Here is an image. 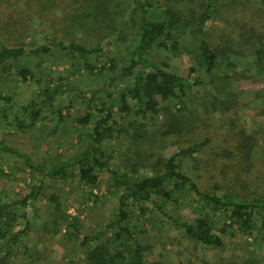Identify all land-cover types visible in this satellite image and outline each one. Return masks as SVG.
I'll return each instance as SVG.
<instances>
[{"label": "trees", "instance_id": "1", "mask_svg": "<svg viewBox=\"0 0 264 264\" xmlns=\"http://www.w3.org/2000/svg\"><path fill=\"white\" fill-rule=\"evenodd\" d=\"M117 1L61 0L54 8L66 13L55 15L56 20L51 23L52 35L62 34L59 41L44 37L42 45L28 48L0 39V74L13 69L18 82L30 80L37 90L27 105L16 107L19 110H14L11 99L0 92V103H5V108L0 109V129L12 126L15 133L26 134L33 143L30 153L18 152L5 145L6 135L2 133L0 150L22 160L24 168L35 176L29 192L21 199H0V264H145L151 250V244L140 238L145 222L158 228L173 226L182 231L188 243L216 252L226 247V233L235 235L233 227L264 245V188L255 193L253 189L258 185L247 186V181L258 180L255 172H264V134L247 130L245 121H241L256 102L264 104V89L248 99L245 92L231 86L245 76V72L233 71L242 61L248 63L249 56L253 57L249 64L256 69L251 78L264 80L262 38L255 35L253 26L243 22L238 42L232 39V32L225 33L226 72L215 87L211 79L205 82L193 77L202 69L206 76L214 78L221 56V51L212 49L204 31L207 20L216 12L215 0H199L204 10L198 17L186 18H181L173 5L185 3L192 7L196 0H168L162 21L145 17L152 15L149 12L154 0ZM258 1L264 8V0ZM234 4L225 2V6ZM3 11L8 20L13 18V13H7L11 11L8 6ZM58 20L65 21L60 24ZM100 27L102 30L97 31ZM80 31L96 37L98 34L99 39L93 46L77 42ZM186 33L194 41L201 40L186 44ZM128 34L133 35L135 44L121 65L114 57L102 54L103 41L115 38L125 44ZM65 35L68 44L61 40ZM179 45H188L193 53L185 77L170 68L169 56L165 55L164 60L154 57L158 51H177ZM48 60L56 65L65 63L67 68L57 76L55 71L43 68ZM228 70L232 73L228 74ZM81 79L89 84L87 90L76 83ZM93 83L97 85L94 88L90 87ZM198 85H203L202 93L194 91ZM210 88L215 95L210 94ZM221 94L224 96L220 99ZM66 95L69 100L63 106L59 100ZM200 95L201 102L196 104ZM77 100L84 112L68 126V110ZM215 113L225 114V129L217 137L213 158L206 160L203 153L211 146L212 138L194 137L199 127L209 130L207 122ZM149 114L151 118L147 117ZM158 115L163 116L159 125L152 119ZM184 134L192 137L186 143L182 140L185 148L169 157L155 152L156 148L165 149L166 138L174 137L178 142ZM43 143L48 147L46 152L52 143L66 147L68 157L57 160L48 155L36 161V153H44ZM119 149L123 150L122 158L115 165ZM185 159L192 163H184ZM191 169L195 175L189 174ZM103 172L108 175L109 192L116 195L114 210L103 226L82 235L80 213L69 218L61 208L64 202L60 191L53 190L58 181H71L69 192L62 193H79L96 207L101 197L92 190L100 186ZM207 176L217 183L212 187L203 184ZM222 183L225 184L221 186ZM229 184L238 189H225L230 188ZM248 190L253 191L248 194ZM42 198L46 199L44 210L36 206ZM190 204L192 218L181 214ZM30 210L38 224L31 222ZM18 220H22L21 227L16 229ZM34 230L42 243L43 239H57L64 252L68 251V257L62 255L60 260L51 261L41 251L33 250L30 244L35 243L31 239ZM262 258L249 252L240 264H261ZM220 263L225 264V260Z\"/></svg>", "mask_w": 264, "mask_h": 264}, {"label": "rangeland", "instance_id": "2", "mask_svg": "<svg viewBox=\"0 0 264 264\" xmlns=\"http://www.w3.org/2000/svg\"><path fill=\"white\" fill-rule=\"evenodd\" d=\"M80 1V0H78ZM116 3L119 2L115 0ZM234 1V5L225 6V2L229 3ZM61 0H0V39L6 44L10 45H22L28 48H34L36 46L42 45L44 43V37L56 38L55 40L59 41L61 35H58L54 32L52 35V25L51 23L56 20V16L65 14L58 7L54 8V5L60 3ZM89 1H87L86 8ZM199 0H196L192 7L191 5L180 3L174 4L173 7L177 11L178 15L181 18H186L189 16H197L204 10V7L201 6ZM206 3V1H204ZM215 10L216 12L212 14L211 18L207 20L204 27V31L207 35V39L211 42L212 49H217L221 51V56L218 57L217 62L218 66L215 70L214 78L206 76L202 69H199L197 73L193 74L194 78H201L202 81L208 82L212 80V85L218 87L220 85V80L218 78L225 75V37L226 34L232 32L231 37L235 42H238V34L240 31L239 26L243 23H246L248 27L253 26L254 33L257 37L262 38L264 43V8L259 4L258 0H215ZM3 4H7L4 5ZM79 7L77 13H80L81 10L85 7ZM169 4L168 0H154L150 8L151 14H146L145 17L154 18L157 21H162L165 19L164 10L165 7ZM3 6V7H2ZM5 6L9 7L10 12L13 13V18L8 20L3 11ZM13 6V8H12ZM2 7V9H1ZM62 12V13H61ZM32 15V17L30 15ZM29 15V17H26ZM40 15V16H39ZM25 20H22L25 18ZM67 19V17H65ZM238 19L237 21H234ZM70 20V17L68 18ZM62 24L65 20H58ZM249 22V23H248ZM89 26H92L91 24ZM246 28V27H245ZM52 30V31H51ZM102 30V27L98 28L97 31ZM226 33V34H225ZM94 35V34H93ZM98 34L94 36L89 35L85 31H80L77 34V42H86L89 45L96 44ZM186 44L192 45L196 41L199 43L200 38H196L194 41L188 33L183 37ZM61 40L65 44H68V36H62ZM135 44V38L132 34H128L125 44H122L115 40V38L107 39L103 41L100 45L102 46V54H107L110 57H114L117 64H122L123 61L128 59V54L131 49V46ZM178 50L164 52L158 51L154 54L156 60H164L165 55L169 56L167 59L170 68L174 71H177L181 76L185 77L188 75V70L191 67V51L188 45L183 46L179 45ZM189 52V53H188ZM191 52V53H190ZM49 58V56H47ZM46 58V57H45ZM233 58V57H232ZM103 60V59H102ZM253 61V57H247V62L245 61L237 64L233 72H245V76L240 78L237 81L232 83V88L238 92H245L248 95V99L251 98V94L264 89V80H254L251 78V74L256 70L252 68L250 62ZM43 68L49 69L55 75H59L58 72L64 73V70L67 68V65L64 64H51L50 61H45ZM228 74H231L232 71L228 70ZM14 75V70H8L4 74H0V92L3 96H8L11 99V104H14V110L20 108L22 105H27L32 99L36 97V86L34 83L28 82L22 83L18 82L16 76ZM56 76V77H57ZM85 81L76 80V83L83 90H87L89 84H85ZM97 85L93 83L90 87L94 88ZM203 85H198L195 87V92H201ZM194 92V93H195ZM210 94L215 95V90L213 88L209 89ZM200 93V94H201ZM67 96V95H66ZM223 94L219 95L218 98H223ZM262 97V96H259ZM202 95H200L196 104L201 102ZM68 96L62 97L59 102L65 106L68 102ZM260 100V99H259ZM5 103H0V109L5 108ZM255 107L245 111L246 118L241 119L244 123L247 130H255L258 133L264 134V104L262 101H258L254 104ZM17 107V108H16ZM19 110V109H17ZM257 111L260 113L257 114ZM66 110L63 111V114H66ZM84 112V107L79 104V100L74 102L73 108L68 110L69 119H67V124L74 123V117L82 114ZM148 118H151L152 115H148ZM9 117L8 119H10ZM163 116L158 115L152 119L158 122V125L162 123ZM149 120V119H148ZM254 120L256 123H254ZM9 122V120L7 121ZM210 127L209 130H205L203 127L196 129V134L194 138L198 140L202 139L203 136L208 135L212 138L211 146L205 149L203 155L206 157V160H210L214 156V145L216 144L217 137L219 134H222L225 129V114L215 113L210 115L209 121L207 122ZM4 128V127H3ZM5 136V145L11 147V149L18 152L30 153L33 143L28 139L27 135H20L13 131L12 126H7L3 130L0 129V139L1 135ZM195 133V132H194ZM193 133V134H194ZM192 134V135H193ZM159 135V134H158ZM159 138V136H158ZM187 138H192L191 135H183L181 141H176L173 138H166L165 149L156 148L155 152L162 156H170L174 152H177L178 149L185 148L184 143L188 140ZM182 140L184 143H182ZM52 140H48L47 143H50ZM52 148L47 150V146L43 143L41 151L43 154H38L36 156V161H40L42 157L50 156L51 158H56L57 160L62 157L66 159L68 153H66V147H57L56 144L52 143ZM123 150L119 149L115 153L114 164L117 165L122 158ZM47 153V154H46ZM184 163L190 165L191 160L185 159ZM219 170V167H218ZM189 174L195 175V171L191 169ZM257 177V181H247V186L255 187L258 185V188L253 189L256 192L260 193L261 188H264V179L261 175H264L262 170H259L254 173ZM208 178L203 179V184L212 187L211 185L216 182V179L207 176ZM254 179V176H253ZM263 179V180H262ZM35 181V176L32 175L24 168L23 161L18 159L14 155H9L8 153L0 150V199L5 200H18L24 197L28 192ZM71 181L61 182L58 181L56 190H53L55 193H59L63 197L64 204L62 205V210L65 211V214L70 218L79 212V220L83 225L82 235L87 234L91 231H95L99 226H103V223L109 217L111 211L114 210L115 204V194L110 193L108 189V175L103 172L100 174V186L97 189L92 190L93 194H98L100 196V202L93 206L92 201L88 199H82L79 193H74L72 195H67L69 192V185ZM225 183L220 184L223 186ZM72 186L75 189L77 186L76 180L72 182ZM230 188H225L230 191L238 189L234 184H229ZM240 188V187H239ZM253 190L245 191L248 194H251ZM86 191H90L86 188ZM48 192V191H46ZM239 192V190H236ZM106 196V199H104ZM85 200V203H80ZM104 200V201H103ZM46 199L42 198L36 203V206L40 209L45 208ZM192 204L188 205L187 208H183L181 214L183 216L192 218L194 215L191 213ZM31 210L29 211L30 220L38 224V221L31 217ZM68 218V219H69ZM22 220H18L16 224V229L21 227ZM35 224V225H36ZM143 234L140 235L142 242H148L151 244V250L147 253L145 257V264H224L220 263V260H225L226 262H232V264H240L242 259L248 257L249 252H253L255 256H262V263L264 264V245L259 242H254L253 239L247 235L239 234L236 229L233 227V232L235 235L232 237L226 233V247L222 251H213L211 249H201L198 246L188 243L182 237V231L174 228L173 226L164 225L158 228L157 226L150 225L149 222L143 223L142 226ZM81 235V237H82ZM39 233L35 230L31 235V239L35 240V243H31V248L33 250L41 251L42 255L48 257L51 261H58L61 259L62 255L68 257V251L64 252L62 247L57 242V239H43V243L40 238H38ZM80 256V253H79ZM76 260V259H75ZM76 262V261H75Z\"/></svg>", "mask_w": 264, "mask_h": 264}]
</instances>
